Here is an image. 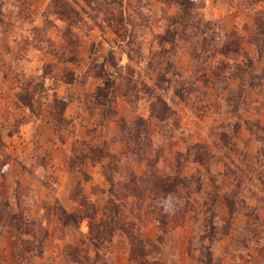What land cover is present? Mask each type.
I'll list each match as a JSON object with an SVG mask.
<instances>
[{"label": "rangeland", "instance_id": "obj_1", "mask_svg": "<svg viewBox=\"0 0 264 264\" xmlns=\"http://www.w3.org/2000/svg\"><path fill=\"white\" fill-rule=\"evenodd\" d=\"M204 2L0 0V264H264V0Z\"/></svg>", "mask_w": 264, "mask_h": 264}, {"label": "crops", "instance_id": "obj_2", "mask_svg": "<svg viewBox=\"0 0 264 264\" xmlns=\"http://www.w3.org/2000/svg\"><path fill=\"white\" fill-rule=\"evenodd\" d=\"M204 3H205V5L206 4L209 5L210 0H205ZM180 7L182 8L183 5L178 4V8H180ZM181 8H180V10H181ZM207 8H210V7H205V12L207 11ZM212 8L213 9H217L216 7H212ZM180 13H182V11H180ZM231 19L233 21V23H232L233 24L232 25V30H234L235 35L240 36V38L242 39V41L245 42L246 41V38L245 37L244 38L242 37V35H244V31L241 29L242 24L240 23V18L238 16H236V17L235 16L234 17L232 16ZM38 22H39V20L36 21V23H38ZM28 33L29 32L24 31L23 37L26 36V34H28ZM91 38L93 39V43H92L93 46L95 45L97 47L96 49H94V52H93L92 56L93 57L94 56H98V58L95 61L96 62L103 63V69L106 71V73L108 74L109 78L113 79L112 78L113 77L112 75L115 73V67L114 66H112V67L110 66L109 67L108 66V62L105 60V58L103 57V55H101V52L104 51V49H106L108 51H110V50L112 51V50L116 49V47L112 46L113 43L111 44V41L108 40V39L111 38V34H108V33L105 34L103 32H100L98 35L92 36ZM175 40L178 41L179 38L176 37ZM245 45L246 44H243V47L240 48V51L241 52L239 51L238 53H236L237 56H240L241 58L244 57V56H247L246 55V51L249 50V47H245ZM124 55L125 54H123V55L121 54L120 55L119 53H116V52L114 53V56H115V59L114 60H115V64H116L115 66L117 68L122 67V65L127 61V59H124V58L125 57H128V56L127 55L124 56ZM183 55H184V57H189L190 56V51H189V53L186 51L184 54H181V57L182 58H183ZM237 62H239V61H237ZM260 66H262V63H260ZM186 70H187V68H186ZM84 71H85V69H84ZM95 81H96L95 78L90 77V80H89L90 84L91 83H94V85H95ZM74 86H76L77 88H79L82 92H84V90L86 92V91H88L87 89L89 88V83H86L84 85L83 84H75V83L74 84H68V92H70L74 88ZM68 101H70V100H68ZM117 103H118L117 110H118L119 114L121 115V113H122L124 115L125 114L124 113V109H125L126 106L127 107L129 106L128 105L129 103L128 102H125L123 98H119V97L116 98V104ZM68 104H69L68 107L69 108H72V110L74 112L73 113V117H77V116L80 115V113L83 112V110L81 108V105L78 103L77 100H75V101L73 100L72 101V99H71V101L68 102ZM27 126H29V128H31V125L30 124H28ZM24 133H25V136H26L27 141L29 142L28 134L29 133H32V129L30 131H29V129H28V131L25 130ZM235 133L237 134L238 132H235ZM235 133H234V135H236ZM28 142L26 144L31 145V143L30 142L28 143ZM27 150H28V148H27ZM51 150H52L51 151L52 154L53 153L54 154H57V152H60L61 151V149H59L58 146H54V148L51 149ZM14 163H13V161L10 162V165H15L14 167L17 168V172L15 173V177L14 178H20L21 179L22 176L21 175L17 176V174L20 173L19 172V169H22L20 167L22 165V163H20L19 161H14ZM51 163H52L51 164L52 166H50V167L52 169L56 170L57 172L60 171V175H63L64 171H61L60 166L63 167L64 165L63 164H60L56 160L55 161H51ZM22 166H23V168L26 169V166H24V165H22ZM40 179H41V177H37V180L38 181ZM13 197H14V193L11 192L10 197H9L10 198L9 199V208L12 207V204H13L12 202H13V199H14ZM186 255H188V253Z\"/></svg>", "mask_w": 264, "mask_h": 264}, {"label": "built area", "instance_id": "obj_3", "mask_svg": "<svg viewBox=\"0 0 264 264\" xmlns=\"http://www.w3.org/2000/svg\"><path fill=\"white\" fill-rule=\"evenodd\" d=\"M52 92H53V90L47 88V84H44V87H43V90L41 91V95L40 96H42L41 97L42 99H45V96L52 94ZM42 102H44V101H42Z\"/></svg>", "mask_w": 264, "mask_h": 264}]
</instances>
